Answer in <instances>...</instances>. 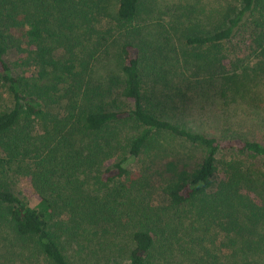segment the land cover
<instances>
[{
    "label": "trees",
    "instance_id": "1",
    "mask_svg": "<svg viewBox=\"0 0 264 264\" xmlns=\"http://www.w3.org/2000/svg\"><path fill=\"white\" fill-rule=\"evenodd\" d=\"M218 1L204 27L152 0H0V264H172L213 228L228 254L195 261L264 264V143L183 118L201 77L235 114L264 81V0Z\"/></svg>",
    "mask_w": 264,
    "mask_h": 264
},
{
    "label": "rangeland",
    "instance_id": "2",
    "mask_svg": "<svg viewBox=\"0 0 264 264\" xmlns=\"http://www.w3.org/2000/svg\"><path fill=\"white\" fill-rule=\"evenodd\" d=\"M152 5L157 6L155 10L158 11L162 10V5L167 6L169 8L168 11H170H165L168 19H177L181 21V23H184L186 20H192L204 27L209 25V23L213 24L217 22L218 17L214 19L211 15L218 6H222L221 2L218 0H158V3H153L152 0L151 6ZM241 40L242 36H238L233 44H240ZM240 46L244 47L243 45ZM247 62H249V64L256 63L255 60H247ZM111 70L116 71V63L115 65L111 64V62L103 64L102 71L109 72ZM197 80L198 81H195L193 86L194 94L190 96L189 106L183 115L184 121L188 127L193 131L203 132L207 135L217 137L218 139L233 135L231 134L232 130L233 132L242 133L241 135L249 139L264 143V81L261 77L259 78L260 81L254 82V84L257 83L254 87L257 94L256 102L251 106H244L237 114L224 106L225 101L223 102V100L216 95L208 79H203V77H201V79ZM228 124H231V126L226 127L225 125ZM167 141L171 143V147L168 148V150L169 153L173 155L171 157L172 160L178 158V156L181 158L185 156L186 159L192 158L190 154L187 157V154L184 153L186 151L180 147V141L171 138H168ZM171 158H169V160H171ZM30 187L28 180L25 178H18L12 181V190L22 197L28 195L31 189ZM161 194L159 188H155L148 202L152 205L164 208L166 204ZM177 240L175 247L171 248L167 253L172 260H175L172 264H200L201 261H195V259L199 260L203 254H205V259H207L206 249L214 256L213 258H208L210 262L216 260V256L223 257L228 254L227 246L229 245V238L223 231L215 228L205 234V236H201V240H203L201 244H190V238L184 235H181ZM193 245L196 246V256H189L188 251H191ZM198 247H200V249ZM18 263L38 264L35 260L23 258ZM94 263L116 264V259L109 255L99 258V261H95Z\"/></svg>",
    "mask_w": 264,
    "mask_h": 264
}]
</instances>
